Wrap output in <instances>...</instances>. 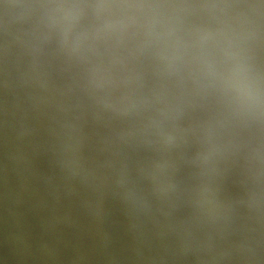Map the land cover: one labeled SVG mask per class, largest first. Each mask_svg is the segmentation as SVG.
I'll list each match as a JSON object with an SVG mask.
<instances>
[{"label": "water", "instance_id": "obj_1", "mask_svg": "<svg viewBox=\"0 0 264 264\" xmlns=\"http://www.w3.org/2000/svg\"><path fill=\"white\" fill-rule=\"evenodd\" d=\"M0 264H156L117 241L0 188Z\"/></svg>", "mask_w": 264, "mask_h": 264}]
</instances>
